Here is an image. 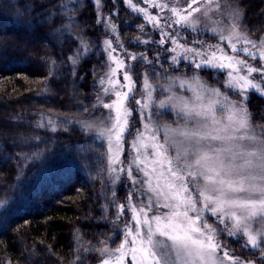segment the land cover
Wrapping results in <instances>:
<instances>
[{"label": "rangeland", "instance_id": "obj_1", "mask_svg": "<svg viewBox=\"0 0 264 264\" xmlns=\"http://www.w3.org/2000/svg\"><path fill=\"white\" fill-rule=\"evenodd\" d=\"M92 1L107 59L95 105L40 120L107 147L96 264H264V129L248 105L264 99V35L233 0Z\"/></svg>", "mask_w": 264, "mask_h": 264}, {"label": "trees", "instance_id": "obj_2", "mask_svg": "<svg viewBox=\"0 0 264 264\" xmlns=\"http://www.w3.org/2000/svg\"><path fill=\"white\" fill-rule=\"evenodd\" d=\"M233 1L249 33L264 35V0ZM101 37L92 0H0V264H96L106 243V145L40 120L94 107ZM248 105L264 129V99Z\"/></svg>", "mask_w": 264, "mask_h": 264}]
</instances>
